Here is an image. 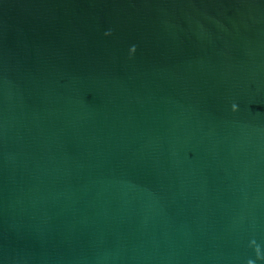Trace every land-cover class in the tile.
Listing matches in <instances>:
<instances>
[{
	"label": "water",
	"instance_id": "95a60500",
	"mask_svg": "<svg viewBox=\"0 0 264 264\" xmlns=\"http://www.w3.org/2000/svg\"><path fill=\"white\" fill-rule=\"evenodd\" d=\"M0 264H264V0H0Z\"/></svg>",
	"mask_w": 264,
	"mask_h": 264
}]
</instances>
